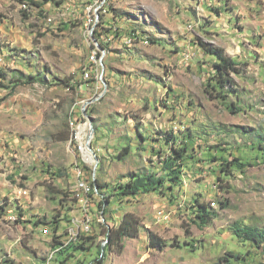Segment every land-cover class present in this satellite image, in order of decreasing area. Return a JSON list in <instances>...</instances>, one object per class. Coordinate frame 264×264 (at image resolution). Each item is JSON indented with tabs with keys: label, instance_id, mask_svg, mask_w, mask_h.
Returning <instances> with one entry per match:
<instances>
[{
	"label": "rangeland",
	"instance_id": "1",
	"mask_svg": "<svg viewBox=\"0 0 264 264\" xmlns=\"http://www.w3.org/2000/svg\"><path fill=\"white\" fill-rule=\"evenodd\" d=\"M22 1L0 0V264H217L231 254L243 257L232 264H264V245L233 230L264 228V0H164L159 19L135 0H108L98 21L93 0H35L40 8L26 0L31 11ZM98 25L121 33L107 40L106 72L100 49L86 79ZM202 43L239 63L226 97L212 80L217 58ZM84 112L95 130L88 156L75 143L80 125L90 131ZM181 148L179 178L119 195L132 176L163 175ZM235 157L246 166L228 174ZM85 169L108 197L106 212L96 194L87 206L94 231L79 233L95 237L93 247L57 253L51 236L70 241L49 223L73 235L89 194ZM200 203L216 212L206 224L196 216ZM127 212L139 218L140 234L112 244L108 234ZM149 231L168 245L150 248Z\"/></svg>",
	"mask_w": 264,
	"mask_h": 264
},
{
	"label": "trees",
	"instance_id": "2",
	"mask_svg": "<svg viewBox=\"0 0 264 264\" xmlns=\"http://www.w3.org/2000/svg\"><path fill=\"white\" fill-rule=\"evenodd\" d=\"M30 3L39 8L42 6L35 0H31ZM101 26L102 25H98L97 29L95 30V37L99 41H101V34H103L102 33L103 26L102 27ZM101 46L104 49H107L108 44L104 45L101 41ZM202 46L206 48L208 53L213 54L217 58V60L213 64L214 73L212 80L216 81L215 89L219 87L221 96L226 97L227 90L225 91V88L226 87H228V89L234 88L236 84L233 75L235 73H239V67H238L239 63L233 57L228 55L223 47H216L214 45L208 46L207 43H202ZM98 54L99 56H101L102 52L98 51ZM88 68H86L84 72H86ZM29 80L31 82L34 79L29 77ZM186 150L187 149H182V148L174 149L175 155H170L168 159L165 160V164L163 167L165 173L163 175H159L158 173H149V174L132 176L127 183L120 185L119 195H124V196H128L131 194L136 195L139 194L140 192H148L151 190L159 189L160 187H163L165 185V182L167 180L175 181L176 178H179L178 173L180 172L178 169L175 168V166L178 165L179 161L184 160L186 158L187 156ZM233 165H236L237 167L243 169L246 166V163H244L241 158L235 157L233 161L228 162L227 165L228 170L225 169L224 171H228V174H230L231 167ZM87 176L89 177L88 179L93 187L95 186V182H97L99 189L102 188V185L99 183L98 179L94 180L92 175H89L85 169L83 178ZM92 186L89 190V194H92ZM96 194L100 195L101 193L96 192L95 195ZM101 195H102V200L100 201V203L101 205H104L103 212H106V204L108 197H106V195L103 193ZM77 200L79 201V199ZM196 216L198 219H200V222L202 224H206L212 219L213 216H216V212L212 209H209L206 204L200 203L198 205ZM49 224H54L53 225L54 229L59 231L58 228L59 226H61L60 221L54 220L51 221V223ZM140 230H141V223L139 218L136 217L133 213L127 212L123 216L119 226L116 229L110 231V233L108 234V238L110 242L113 244V243L121 242L126 237H137L140 234ZM233 230H234V234L239 238L240 241L251 242L253 245L257 247L264 245V228L248 225V224L235 223L233 225ZM82 234H86V233H81L79 240L70 241L68 244H65L64 241H59V245H62L61 248H63L61 249L60 253L64 254L66 251H69L71 249L91 250L93 244H90L89 242L95 237L88 236L87 238H83L81 237ZM148 237H149L150 248L161 249L168 245L167 242L162 237H160L157 233L153 231L148 232ZM68 256H72V253H70ZM242 258L243 257H241L240 255L231 254L230 256L222 257L217 264H232L234 260L236 261ZM67 259L68 257L65 260ZM98 262L102 264L103 259L100 258ZM7 264H14V263L10 262Z\"/></svg>",
	"mask_w": 264,
	"mask_h": 264
},
{
	"label": "built area",
	"instance_id": "3",
	"mask_svg": "<svg viewBox=\"0 0 264 264\" xmlns=\"http://www.w3.org/2000/svg\"><path fill=\"white\" fill-rule=\"evenodd\" d=\"M101 3H104V0H100V4ZM96 13H97V9H96ZM98 16H99V14H97V21H98ZM88 24L95 25L96 23H89V18H88ZM118 31L121 33V31L116 27H112V26L103 27V34H101L102 43L104 45H106L109 37L112 36L113 33H117ZM127 33H129V31ZM98 51H101V50L96 45V48L93 51V58L91 59L89 68L87 69V71L84 75V77L86 79L92 78V76H93L92 72L94 70H98V69H95V53H98ZM105 51H106V49H105ZM4 61H5V55H4L3 51H0V64H2ZM99 76L97 78H99ZM87 135H88V133L87 132L84 133L82 131L81 125H80L78 127V129L76 130L75 143L81 144L82 148L85 150V152H86V150H88V147L86 144ZM94 157H95V153L93 154L92 160ZM88 178H89L88 176L85 177L83 181H87V186H92L91 182L89 181ZM93 179L95 180V177H93ZM77 182H78V188H79V181H77ZM96 192H99L98 186H96V185L94 187L92 186V194H86V204L85 205H78L79 206V213L77 215H75L76 216V223H74V235H66V231L64 233V230H63L64 226L63 225L59 226V228H58L59 229V235L63 236V239H68L69 241L79 240L80 239V237H79L80 228H89V231H94V225H90V223H89V216L87 214V206H95L96 202H95L94 198H95ZM103 206L104 205H101L102 213H103ZM6 212L10 215V217H12V215H16L15 211H6ZM99 221L104 222V216L103 215L100 216ZM45 230H46V227L44 228V233H45Z\"/></svg>",
	"mask_w": 264,
	"mask_h": 264
},
{
	"label": "crops",
	"instance_id": "4",
	"mask_svg": "<svg viewBox=\"0 0 264 264\" xmlns=\"http://www.w3.org/2000/svg\"><path fill=\"white\" fill-rule=\"evenodd\" d=\"M135 1L145 8L144 11L146 12V15H148L149 17L153 16L154 18L155 17L158 18L157 16L163 14V11H162L163 8L167 9L168 6L166 4L169 3L167 1L165 2L164 0H135ZM192 1H194V0H192ZM190 4L191 3H189L188 5H190ZM131 28H133V27H131ZM147 28L150 30V27H147ZM141 33L144 36H150L151 35L149 33H144L142 30H141ZM73 218H75V217H73ZM51 237L58 242L56 245L57 247L55 249L57 250V253H59L61 251V249H63V248H61L62 245H59V240H57L55 237H53V236H51ZM55 249H52L51 252L52 251L55 252ZM47 260H48V258H47ZM46 264H48V262ZM52 264H53V262H52Z\"/></svg>",
	"mask_w": 264,
	"mask_h": 264
},
{
	"label": "bare ground",
	"instance_id": "5",
	"mask_svg": "<svg viewBox=\"0 0 264 264\" xmlns=\"http://www.w3.org/2000/svg\"><path fill=\"white\" fill-rule=\"evenodd\" d=\"M107 4H108V0H104V3H101L100 4V0H93L92 1V3L90 4V6H89V9L95 14V15H97V13H96V9H97V12L99 11V10H101V9H104L106 6H107ZM22 7L25 9V10H27V11H31V9H32V7H31V5H30V3L28 2V1H26V0H23L22 1ZM38 14V13H37ZM92 19H90V21H91ZM51 21V20H50ZM97 24V23H96ZM107 50V49H106ZM0 51H2V49H1V47H0ZM5 63V61L2 63V64H0V66H2L3 64ZM95 65L97 66V69L99 68V66H100V64L96 61V59H95ZM101 65H102V63H101ZM85 73L86 72H84V75H85ZM83 151H85L84 149H83ZM86 155L88 156V155H90L91 154V151L88 149V150H86ZM95 156H96V154H95ZM81 188L83 189V190H85L87 193L89 192V190H90V187H88L87 186V182L86 181H82V186H81ZM87 214H88V216H89V223H90V225H93V222H94V219H93V216L91 215V213L87 210ZM83 229V232H86V233H90L91 231H89V228H82ZM73 233V232H72ZM79 233H80V230H79ZM73 235H74V233H73Z\"/></svg>",
	"mask_w": 264,
	"mask_h": 264
},
{
	"label": "water",
	"instance_id": "6",
	"mask_svg": "<svg viewBox=\"0 0 264 264\" xmlns=\"http://www.w3.org/2000/svg\"><path fill=\"white\" fill-rule=\"evenodd\" d=\"M97 26V24H95L94 25V27H93V30L95 29V27ZM93 32V31H92ZM94 38V41L96 42V45L103 51V56L101 57V63H102V74H104L105 72H106V65H105V62H104V56H105V54H106V51H105V49L101 46V44H100V42H99V40L94 36L93 37ZM85 113V115L88 117V119H89V124H90V131H89V133H88V135H87V139H86V144H87V147H88V149L92 152L93 151V146H92V138H93V134H94V126H93V123H92V121H93V119H92V117L91 116H89L88 114H87V112H84ZM95 160H96V164H95V166H97L98 165V162H99V158L97 157V156H95ZM96 176V175H95ZM94 176V177H95ZM95 179H96V177H95ZM95 185L96 186H98V184H97V182H95Z\"/></svg>",
	"mask_w": 264,
	"mask_h": 264
}]
</instances>
